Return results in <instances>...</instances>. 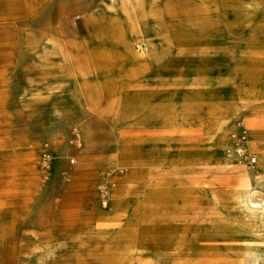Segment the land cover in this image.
Wrapping results in <instances>:
<instances>
[{"label": "rangeland", "instance_id": "374dc122", "mask_svg": "<svg viewBox=\"0 0 264 264\" xmlns=\"http://www.w3.org/2000/svg\"><path fill=\"white\" fill-rule=\"evenodd\" d=\"M263 155L264 0H0V264H264Z\"/></svg>", "mask_w": 264, "mask_h": 264}, {"label": "built area", "instance_id": "2783aa9c", "mask_svg": "<svg viewBox=\"0 0 264 264\" xmlns=\"http://www.w3.org/2000/svg\"><path fill=\"white\" fill-rule=\"evenodd\" d=\"M243 139H244V136L243 135H240L239 136V140L241 141V143L238 145L239 152H242L244 150ZM249 160H250V163L251 164L255 163V161H256V159H255L254 156H252Z\"/></svg>", "mask_w": 264, "mask_h": 264}, {"label": "crops", "instance_id": "0c3cea01", "mask_svg": "<svg viewBox=\"0 0 264 264\" xmlns=\"http://www.w3.org/2000/svg\"><path fill=\"white\" fill-rule=\"evenodd\" d=\"M257 121V120H256ZM261 121V120H260ZM263 159H264V155H263Z\"/></svg>", "mask_w": 264, "mask_h": 264}]
</instances>
